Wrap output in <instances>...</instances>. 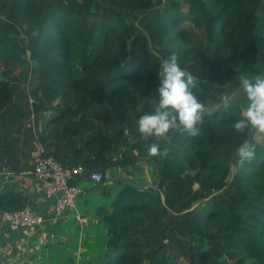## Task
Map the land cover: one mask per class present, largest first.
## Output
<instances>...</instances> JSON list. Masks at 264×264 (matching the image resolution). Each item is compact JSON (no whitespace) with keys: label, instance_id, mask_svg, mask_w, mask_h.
Returning a JSON list of instances; mask_svg holds the SVG:
<instances>
[{"label":"trees","instance_id":"obj_1","mask_svg":"<svg viewBox=\"0 0 264 264\" xmlns=\"http://www.w3.org/2000/svg\"><path fill=\"white\" fill-rule=\"evenodd\" d=\"M172 51L204 105L205 81L222 86L264 75V0H165L163 7L150 0H0V130H22L31 115L27 93L10 81L13 63L28 59L40 79L31 104L39 139L64 165L84 166L73 184L94 170L105 175L112 165L135 163L131 151L114 160L124 144L139 154L149 143L170 149L155 159L153 185L127 182L107 193L110 205L99 208L106 253L94 264H180L164 240L171 236L183 250L193 228L206 241L192 245L196 264H264V137L256 138L264 130L233 128L242 105L205 109L196 135L173 129L144 137L137 130L157 101L158 52ZM245 139L255 156L240 163L236 148ZM8 197L0 194L4 209ZM248 219L257 228L251 234L240 228Z\"/></svg>","mask_w":264,"mask_h":264},{"label":"crops","instance_id":"obj_2","mask_svg":"<svg viewBox=\"0 0 264 264\" xmlns=\"http://www.w3.org/2000/svg\"><path fill=\"white\" fill-rule=\"evenodd\" d=\"M30 110L22 130H0V192L9 196L7 209L0 206V264H94L95 258L100 255L102 258L106 253L107 240H102V230L106 231L107 223L101 217L96 224L91 223L83 214L89 223L80 235L76 215L82 212L76 204L57 214L55 198L38 190L40 180L33 167L42 142L37 131H27L37 120L32 107ZM30 138L34 139L32 144L28 142ZM24 207L42 214L45 223L38 227L13 228L4 213Z\"/></svg>","mask_w":264,"mask_h":264},{"label":"rangeland","instance_id":"obj_3","mask_svg":"<svg viewBox=\"0 0 264 264\" xmlns=\"http://www.w3.org/2000/svg\"><path fill=\"white\" fill-rule=\"evenodd\" d=\"M150 2L155 7H163L165 5V0H150ZM23 36H26V33H24ZM130 45H131V41H129V46ZM25 47L27 50L26 53H28V46H25ZM26 53L24 52V54ZM158 54L162 58H165L169 55L167 53L165 54V53H160V52H158ZM26 55H27V58L30 57L29 56L30 53ZM36 64L37 63L34 64L32 61H29L28 59H27V62L26 61L14 62L12 65L13 73L10 77V81L12 83L11 87L13 89H15L20 95L21 93H24V92L25 94L27 93L26 95L30 102L28 104L30 105V108H31V104L33 102H36L39 97L35 92V88L40 82V79L38 78L35 72ZM241 77L249 78L248 75H239V76H236L230 83L226 85H222V86L219 84H212V83L205 81L206 90L208 93V98L206 101L205 109L211 111L212 109L218 107L221 104H226V105L239 104V105H242L243 110H244L247 105V99H246V94L243 89V85L240 82ZM224 97H227L226 101ZM35 115L38 117V114H35ZM45 115L46 114L43 113L42 117H45ZM31 125L32 127L28 128L27 130L28 133H33L32 130L37 131V133L40 132L41 129H40L39 119H37V121ZM29 126L26 125V127H29ZM123 132L126 133L127 129ZM263 137L264 136L262 132L257 131L256 138L262 141ZM130 141H134V140L130 139ZM29 146H30V143L27 144V148ZM41 146L46 148L49 151V149L45 145L42 144ZM123 151L126 153L131 151L130 153L135 155L134 156L135 163H130L129 166H125L120 163L117 165L110 166L107 169L106 174L104 175L105 177L104 181L102 180L101 182V186L103 185L104 189L101 188V186L100 187L95 186L96 183L93 184L94 182L92 183L91 179L89 181H82L79 184L82 188H84V194L79 195L75 202L76 208L78 209V211L82 212V214L77 213L76 215V219L78 220L79 225H80L79 227V229L81 230L80 235L83 234L85 226L88 225L89 223L88 218L85 217L84 215L90 218L91 223L96 224L97 219H99L101 215L99 212V208L102 205L107 207L111 203L110 200L113 196V192L107 195V193H109L111 190L115 191L116 189L121 188L127 182L134 183L137 185H143V186H151L155 183L156 179H155L154 172L155 170H157V163L155 160L157 156L149 155L148 152L146 154H139L138 150H135V149L130 150V145L124 144L122 147V151L114 155L115 156L114 160L119 161L120 159H122L124 155ZM9 212H12V211H9ZM75 213L76 212L74 211L73 215H75ZM103 223H106V222L103 221ZM240 228L245 234H251L257 229L254 223L251 222V220L249 219L241 220ZM102 231L104 232L102 236V240L106 241L107 240L106 233L108 232V226H106V231L105 230H102ZM203 237H204L203 232L199 231L198 228H193L192 232L190 233L186 241L187 246L183 250H180L179 248H177L176 244L174 243L173 238L171 236L169 237V235H166V238L164 241L168 243L170 253L172 255L180 256L179 258L180 264H191L190 257L192 253L194 252L192 251V245L197 247L201 243H204V242L206 243ZM244 264H260V263H258L252 258H246L244 260Z\"/></svg>","mask_w":264,"mask_h":264},{"label":"clouds","instance_id":"obj_4","mask_svg":"<svg viewBox=\"0 0 264 264\" xmlns=\"http://www.w3.org/2000/svg\"><path fill=\"white\" fill-rule=\"evenodd\" d=\"M247 105L242 116L232 122L233 128L243 133L249 127L264 130V75L251 79L241 77ZM197 81L182 66L180 55L172 51L160 63L159 79L155 94L157 101L152 110L144 112L137 120V130L144 137L164 136L170 130L196 135L199 125L204 122L205 105L193 91ZM225 101L227 97H224ZM168 147L149 143L147 152L152 156L163 157ZM240 163L255 156V145L245 139L237 148Z\"/></svg>","mask_w":264,"mask_h":264},{"label":"built area","instance_id":"obj_5","mask_svg":"<svg viewBox=\"0 0 264 264\" xmlns=\"http://www.w3.org/2000/svg\"><path fill=\"white\" fill-rule=\"evenodd\" d=\"M33 172L40 180L38 190L43 191L47 197L55 198L57 214H62L74 207L77 197L84 194V188L71 182L84 175V166L82 164L64 165L41 145ZM103 176L102 171L94 170L90 173L89 178L92 183L94 182L93 184H97L103 180ZM4 218L13 228L38 227L46 221L42 214L31 207L5 212Z\"/></svg>","mask_w":264,"mask_h":264},{"label":"water","instance_id":"obj_6","mask_svg":"<svg viewBox=\"0 0 264 264\" xmlns=\"http://www.w3.org/2000/svg\"><path fill=\"white\" fill-rule=\"evenodd\" d=\"M195 252L192 253L191 257H190V260H191V264H196V261H195Z\"/></svg>","mask_w":264,"mask_h":264},{"label":"bare ground","instance_id":"obj_7","mask_svg":"<svg viewBox=\"0 0 264 264\" xmlns=\"http://www.w3.org/2000/svg\"><path fill=\"white\" fill-rule=\"evenodd\" d=\"M147 199H149V197Z\"/></svg>","mask_w":264,"mask_h":264}]
</instances>
